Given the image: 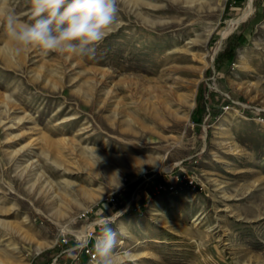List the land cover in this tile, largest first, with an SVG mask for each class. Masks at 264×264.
I'll use <instances>...</instances> for the list:
<instances>
[{
	"label": "rangeland",
	"instance_id": "1",
	"mask_svg": "<svg viewBox=\"0 0 264 264\" xmlns=\"http://www.w3.org/2000/svg\"><path fill=\"white\" fill-rule=\"evenodd\" d=\"M247 2L120 0L95 58L12 59L0 19V264H94L104 215L123 264H264V0L222 38ZM9 6L30 22L29 0ZM202 84L230 103L199 125Z\"/></svg>",
	"mask_w": 264,
	"mask_h": 264
},
{
	"label": "clouds",
	"instance_id": "2",
	"mask_svg": "<svg viewBox=\"0 0 264 264\" xmlns=\"http://www.w3.org/2000/svg\"><path fill=\"white\" fill-rule=\"evenodd\" d=\"M30 22H22L14 8L3 10L7 37L12 42L8 55L15 59L24 51L37 48L44 54L55 53L95 58L97 49L117 22L120 0H29ZM106 207V206H105ZM113 215L99 218L93 249L94 264H123L119 250L123 235L112 227ZM85 246L88 237L82 241Z\"/></svg>",
	"mask_w": 264,
	"mask_h": 264
},
{
	"label": "trees",
	"instance_id": "3",
	"mask_svg": "<svg viewBox=\"0 0 264 264\" xmlns=\"http://www.w3.org/2000/svg\"><path fill=\"white\" fill-rule=\"evenodd\" d=\"M232 2L236 4L238 7L243 6L244 0H229L228 3V8L232 5ZM249 23L246 24L248 26ZM253 25V24H252ZM252 28V26H249ZM251 44V38L250 35H248L245 30H242L241 32L238 33H233L230 35L226 41V44L224 48L217 54L215 61H214V66L217 72H221L226 65H230L233 62H235L237 58V53L238 50L244 47H247L248 45ZM210 72H212V69H210ZM219 97L221 95L219 94L218 91L210 89L206 84H202L200 86V91L198 94V99H197V105L196 109L193 113V119L194 121L200 125V123L203 122L204 117L206 114H209V120L212 121L216 118H218L222 113L224 109V104H229L230 100L225 98L223 102V106H217L219 102ZM200 128V127H199ZM163 178L162 177H154L152 179V183L155 182H162ZM162 194H165L167 190H162ZM150 195L154 194V190L151 188ZM128 200L129 197H126ZM146 200L144 197H141L137 201H131L130 203V208H135L136 205H140L142 207L145 204ZM107 203H102L100 204L99 208L106 209L108 210L109 207H105ZM109 204V203H108ZM101 209V210H102ZM54 257L50 256L49 260L46 261L44 264H50L52 262Z\"/></svg>",
	"mask_w": 264,
	"mask_h": 264
},
{
	"label": "bare ground",
	"instance_id": "4",
	"mask_svg": "<svg viewBox=\"0 0 264 264\" xmlns=\"http://www.w3.org/2000/svg\"><path fill=\"white\" fill-rule=\"evenodd\" d=\"M254 9V0H248L244 10L242 11L241 15L231 19L228 22V27L227 29L223 32L222 34V38L224 39L225 37H227L228 34H230L232 32V30L239 24L241 23L243 20H245L253 11ZM87 233V232H86Z\"/></svg>",
	"mask_w": 264,
	"mask_h": 264
},
{
	"label": "built area",
	"instance_id": "5",
	"mask_svg": "<svg viewBox=\"0 0 264 264\" xmlns=\"http://www.w3.org/2000/svg\"><path fill=\"white\" fill-rule=\"evenodd\" d=\"M175 179H176L175 182H178L181 179V177L178 176V175H176L175 176ZM189 183L192 185L194 183V181L193 180H190ZM174 184L175 183H173V181L171 183H169L168 180H166V183L165 184L162 183V184L159 185V189L158 190H160V191H162V190H168V189L169 190H172L173 188H175V185Z\"/></svg>",
	"mask_w": 264,
	"mask_h": 264
}]
</instances>
